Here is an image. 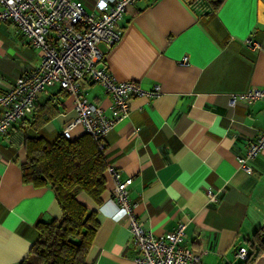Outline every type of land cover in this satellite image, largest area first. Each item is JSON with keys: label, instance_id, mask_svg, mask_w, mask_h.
I'll list each match as a JSON object with an SVG mask.
<instances>
[{"label": "crops", "instance_id": "crops-1", "mask_svg": "<svg viewBox=\"0 0 264 264\" xmlns=\"http://www.w3.org/2000/svg\"><path fill=\"white\" fill-rule=\"evenodd\" d=\"M79 1L91 11L96 0ZM119 26L120 39L106 50L109 70L117 80L160 91L131 97L129 115L104 138L107 165L132 179L129 198L144 229L159 235L183 221L184 244L200 255L199 264L240 262L236 250H248V238L264 227V148L239 161L264 130V100L231 105L229 99L264 88V0H224L205 17L187 0H137L126 6ZM40 59L13 22H0V92ZM80 86L110 112L112 98L102 85ZM74 115L71 97L51 86L37 96L31 114L0 134V264H20L38 236L36 222L61 216L49 186L22 180L23 135L52 140ZM83 133L76 124L70 138ZM105 175L99 203L77 195L99 222L86 261L134 264L128 222L117 218L113 181ZM250 264H264V251Z\"/></svg>", "mask_w": 264, "mask_h": 264}, {"label": "built area", "instance_id": "built-area-1", "mask_svg": "<svg viewBox=\"0 0 264 264\" xmlns=\"http://www.w3.org/2000/svg\"><path fill=\"white\" fill-rule=\"evenodd\" d=\"M137 0H96L87 11L79 0H0V22H13L27 42L41 51L38 65L15 78L6 90L0 92V134H6L15 121L32 113L37 96L51 86L62 88L71 97L75 115L63 126L61 134L70 137L76 124L84 132L99 140L104 148L106 134L130 113V99L134 95L155 96L156 85L144 90L133 80H117L106 63V50L121 37L119 20L128 4ZM104 46V48L101 47ZM252 46H259L256 40ZM187 63V57L181 59ZM91 81L103 86L111 95L110 112L92 103L80 86ZM237 100L249 103L264 100V88L254 87L233 95L229 104ZM264 148V130L247 144L246 152L239 155L242 164ZM105 172L111 177V197L117 207V218H125L135 249L134 264H199L200 255L184 244L185 222L181 221L168 232L155 235L144 229L134 213L129 198L130 177L121 178L119 170L108 164ZM209 200L218 197L206 190ZM247 248L240 246L235 255L243 260Z\"/></svg>", "mask_w": 264, "mask_h": 264}, {"label": "trees", "instance_id": "trees-1", "mask_svg": "<svg viewBox=\"0 0 264 264\" xmlns=\"http://www.w3.org/2000/svg\"><path fill=\"white\" fill-rule=\"evenodd\" d=\"M187 1L205 17L224 0ZM21 142L26 156L20 165L23 182L49 186L61 216L36 222L38 236L20 264H91L86 257L99 225L97 212L79 202L77 195L83 192L96 203L101 201L106 184L104 148L87 132L76 139L60 133L52 140L24 134ZM247 243L246 258L236 264H250L264 251V227H258Z\"/></svg>", "mask_w": 264, "mask_h": 264}]
</instances>
